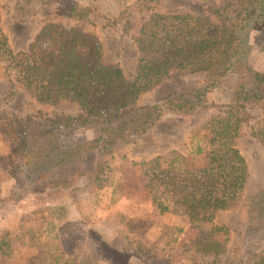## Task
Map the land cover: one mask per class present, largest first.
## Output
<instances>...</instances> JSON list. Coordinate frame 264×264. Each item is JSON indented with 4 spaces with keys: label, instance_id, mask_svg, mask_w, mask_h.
Here are the masks:
<instances>
[{
    "label": "trees",
    "instance_id": "16d2710c",
    "mask_svg": "<svg viewBox=\"0 0 264 264\" xmlns=\"http://www.w3.org/2000/svg\"><path fill=\"white\" fill-rule=\"evenodd\" d=\"M31 4H57L56 14L75 25L46 23L27 49L17 52L0 27V79L13 80L40 104L75 103L81 114L6 118L5 137L19 160L5 171L0 169V180L16 183L19 193L54 191L66 180L83 179L96 187L109 170L104 158L114 149L136 142L167 113L187 115L209 106L207 95L213 93L223 101L224 116L204 122L201 129L208 136L206 146L189 151L192 159L203 158V164H188L185 158L175 156L162 169L161 158L151 160L149 204L159 216L178 212L188 224L204 229L205 237L195 247L212 258L210 264H226L221 256L226 253L230 229L213 223L215 213L243 205L248 214L254 213L256 206L262 211L259 213L264 212L263 194L244 199L247 165L235 148L247 120L245 108L264 102V65L257 69L250 62L247 34L257 25L264 30V0H226L220 7H211L219 23L191 14L152 13L158 0L136 2L132 8L149 11V18L132 37L139 52L132 79H126L117 64L103 63L101 43L83 31L94 9L73 0H16L20 17L34 13ZM121 19L122 14L105 19L104 28ZM174 72L205 73L207 77L201 87L187 86L161 103L135 108L143 94ZM77 128L88 130L90 138L65 142ZM252 136L264 147V130L254 131ZM0 253L12 255L7 236L0 237ZM230 260L231 264H264V248L260 255H249L245 261L239 257ZM47 264L77 263L54 252Z\"/></svg>",
    "mask_w": 264,
    "mask_h": 264
},
{
    "label": "rangeland",
    "instance_id": "374dc122",
    "mask_svg": "<svg viewBox=\"0 0 264 264\" xmlns=\"http://www.w3.org/2000/svg\"><path fill=\"white\" fill-rule=\"evenodd\" d=\"M73 1L94 9L89 15L90 24L85 25L83 31L93 34L101 43L103 63L117 64L124 77L132 79L139 57L132 37L149 18V11L139 12L132 7L146 0ZM224 1L158 0L152 13L191 14L219 23L211 7H220ZM31 5L34 13L20 17L16 0H0V27L15 52L25 51L46 23L75 25L71 19L56 14L57 4ZM120 14L121 21L104 28L105 19H114ZM125 23L129 26L127 32ZM247 34L249 60L257 69H262L263 27L254 26ZM206 77L205 73L180 75L174 72L167 81L143 94L135 108L161 103L187 86L201 87ZM5 96L10 97L6 102L1 100ZM207 100L209 106L187 115L165 114L136 142L114 149L104 158L109 170L96 187L89 186L83 179L66 180L62 188L45 194L19 193L16 183L0 180V237L10 239L12 251L10 257L0 253V264H47L54 252L66 254L77 264L89 261L96 264H210L212 258L195 247L205 237L204 229L188 224L178 212L159 216L149 204L151 160L161 158L162 169L167 168L169 159L175 156L185 158L188 164H203V158L192 159L189 151L206 146L208 136L202 131V124L212 117H223L225 112L220 106L223 101L215 94L207 95ZM212 103L215 105L210 106ZM80 114L75 103L40 104L13 80L0 79V169L5 171L19 160L5 137L6 118L76 117ZM245 114L247 120L241 126L235 148L247 165L244 199L249 201L251 197L264 195V147L252 136V132L264 130V102L249 104ZM90 136L88 130L77 128L64 140L71 144L83 142ZM246 209L243 205L238 209L217 211L214 215V224L230 229L226 253L221 256L226 264H231L233 258L245 261L249 255H260L264 248V212L259 213L262 211L258 206L251 214ZM178 229L182 230L180 234Z\"/></svg>",
    "mask_w": 264,
    "mask_h": 264
},
{
    "label": "crops",
    "instance_id": "0c3cea01",
    "mask_svg": "<svg viewBox=\"0 0 264 264\" xmlns=\"http://www.w3.org/2000/svg\"><path fill=\"white\" fill-rule=\"evenodd\" d=\"M149 92L145 93V94H148ZM45 194V193H44Z\"/></svg>",
    "mask_w": 264,
    "mask_h": 264
}]
</instances>
